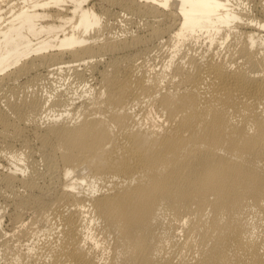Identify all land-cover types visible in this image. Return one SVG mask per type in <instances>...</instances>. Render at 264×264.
<instances>
[{
    "label": "bare ground",
    "instance_id": "1",
    "mask_svg": "<svg viewBox=\"0 0 264 264\" xmlns=\"http://www.w3.org/2000/svg\"><path fill=\"white\" fill-rule=\"evenodd\" d=\"M0 201V264H264V0H0Z\"/></svg>",
    "mask_w": 264,
    "mask_h": 264
},
{
    "label": "rangeland",
    "instance_id": "2",
    "mask_svg": "<svg viewBox=\"0 0 264 264\" xmlns=\"http://www.w3.org/2000/svg\"><path fill=\"white\" fill-rule=\"evenodd\" d=\"M130 17H131L130 19H131L132 21H131V20L129 21V25L132 26V27H131L132 31H133V30H134V31L136 30V29H135L136 24H138V25L141 24L139 21H141V22L143 23L144 20H145L144 17H142V19H141V16H140V17L137 16V18H136V16H130ZM138 17H139V18H138ZM134 18H135V19H134ZM143 18H144V20H143ZM139 19H140V20H139ZM133 20H134V21H133ZM142 20H143V21H142ZM130 22H131V24H134L135 22H136V23H135L134 25H131ZM132 22H134V23H132ZM138 22H139L140 24H139ZM151 48H152V49H151V52L149 53V55H150L151 53L154 54L155 51H156V50H154V49H156V48L153 49L152 46H151ZM152 50H154V51L152 52ZM151 55H152V54H151ZM151 55H150V56H151ZM159 56H160V55L158 54L157 58H158L159 60H157V58H156V56H155V57H153L154 59L152 58L153 60H151V61L155 62V59H156L155 64H157V63L160 61ZM160 57H161V56H160ZM148 62H150V60H148ZM153 62H150L149 64H151V63H153ZM22 81H23V79H21V80L19 81V83L22 82ZM17 83H18V82H17ZM17 85H18V84H17ZM17 85H16V87H17ZM19 85H20V84H19ZM0 202H1V201H0Z\"/></svg>",
    "mask_w": 264,
    "mask_h": 264
}]
</instances>
